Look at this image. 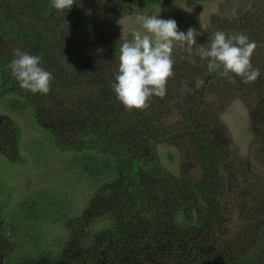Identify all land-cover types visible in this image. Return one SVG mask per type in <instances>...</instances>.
<instances>
[{
    "label": "trees",
    "instance_id": "16d2710c",
    "mask_svg": "<svg viewBox=\"0 0 264 264\" xmlns=\"http://www.w3.org/2000/svg\"><path fill=\"white\" fill-rule=\"evenodd\" d=\"M89 1L112 15L179 0H75L63 11L52 0H0V108L10 121L0 126V176L5 160L17 177L15 116L40 133L25 143L43 173L32 188L0 177L3 264H264V205L239 206L242 228H225L231 211L222 200L236 173L227 148L198 126L203 87L219 75L201 59L197 89L166 85V95L154 96L149 107L126 108L112 87L118 70L104 56L119 47L113 49L111 34L82 10ZM16 48L40 56V66L52 74L46 95L22 89L12 75ZM188 50L173 48V59L181 62ZM194 92L188 101L186 94ZM179 101L187 103L184 109ZM173 112L175 121L158 123ZM170 138L184 144L181 159L189 151L197 181L174 184L148 154L149 145L156 149L154 143ZM79 189L88 194L83 206L90 217L75 203Z\"/></svg>",
    "mask_w": 264,
    "mask_h": 264
},
{
    "label": "rangeland",
    "instance_id": "374dc122",
    "mask_svg": "<svg viewBox=\"0 0 264 264\" xmlns=\"http://www.w3.org/2000/svg\"><path fill=\"white\" fill-rule=\"evenodd\" d=\"M92 3L96 2L89 1L82 10L86 9L92 13L93 19L98 21V26L102 28V31L111 34V38L115 41L113 49L119 47L120 39L128 38L135 31L146 34L142 24L136 21L137 15L149 16L159 10L158 18L175 20L181 32L186 33L189 28L195 29L201 33L198 37L203 38V42L210 41L211 33L218 29L228 36L237 33L245 34L250 41L256 42L257 47L251 56V63L253 67L259 69V78L254 82H245L243 77L234 73L209 78L203 87L204 101L198 120V126L211 130L215 141L227 148L229 152L227 161L236 173V184H232L231 187L226 184L227 195L222 201L228 213L231 212L225 217L227 220L225 228L234 227L240 230L244 219L238 207L264 205V0H210L204 3L179 0L163 9L140 12L131 8L123 13L118 12L112 15H108ZM203 42L196 41L195 47L183 52L184 57H181V62L174 60V75L168 79L167 85L181 84L183 88L196 87V82L200 80L199 76L203 70L199 65L201 58L195 54L194 50L197 46L205 45ZM185 47L187 45L181 46L178 41L173 42L174 49L183 50ZM119 55V51L114 53H110L109 50L105 51L107 65L111 67L115 65V69L118 70ZM0 97H2L1 93ZM186 97L188 101H192L195 92L186 94ZM153 101L154 96L150 102ZM184 101H179L177 104L181 107L187 104ZM182 107L185 108V106ZM177 118V113L173 112L171 115L161 116L158 123L165 125ZM14 120L20 123L18 124L20 143L15 145L11 153L16 164L17 177L11 175L8 169L10 164L5 160L3 174L0 177L12 182L21 180L25 187L29 185L32 188L38 183L37 180L38 178L40 180L43 173L29 154V146L25 142L33 141L37 137L41 138L40 133L34 129V126L24 123L22 119H17L15 116ZM3 121L9 123H2ZM8 125L10 121L0 108V126L6 128ZM154 144L156 149L149 145L148 154H153L158 159L157 163L160 164L165 177L171 179L176 185L182 182L192 183L199 179L200 171L192 164V157L188 154V150H186V155L182 154L184 158L181 159L180 150L184 149V144L176 145V138L165 139ZM168 155L172 158L169 159ZM78 191L80 197H77V202L75 199L72 200L81 207V215L90 217L86 212L87 208L83 206L86 205L84 198L88 194L82 189ZM51 237L53 238L54 235Z\"/></svg>",
    "mask_w": 264,
    "mask_h": 264
},
{
    "label": "clouds",
    "instance_id": "9594fccd",
    "mask_svg": "<svg viewBox=\"0 0 264 264\" xmlns=\"http://www.w3.org/2000/svg\"><path fill=\"white\" fill-rule=\"evenodd\" d=\"M57 10H70L75 0H52ZM160 11V10H159ZM149 16L137 15L136 21L142 24L146 34L140 31L132 33V38H124L119 44V67L112 85L117 98L128 109H145L149 107L153 96L163 98L166 85L173 73V42L187 45L191 50L196 45L195 37L201 33L193 28L187 32L178 31L173 19L158 18V13ZM65 21V20H64ZM68 29L69 25L65 21ZM257 45L245 34L226 35L216 31L207 47L195 48V54L207 59L209 72L220 76L234 73L244 78L245 82H254L260 76L259 69L253 67L251 56ZM14 59L10 70L20 82V87L32 93L47 94L50 91L52 74L41 67V57L14 50ZM203 80L196 82V87Z\"/></svg>",
    "mask_w": 264,
    "mask_h": 264
},
{
    "label": "water",
    "instance_id": "95a60500",
    "mask_svg": "<svg viewBox=\"0 0 264 264\" xmlns=\"http://www.w3.org/2000/svg\"><path fill=\"white\" fill-rule=\"evenodd\" d=\"M4 262H3V255H2V253L0 252V264H3Z\"/></svg>",
    "mask_w": 264,
    "mask_h": 264
}]
</instances>
